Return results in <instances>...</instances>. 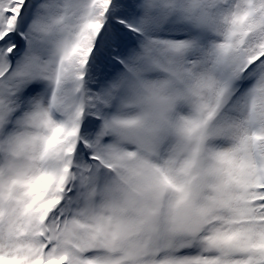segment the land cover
Wrapping results in <instances>:
<instances>
[{"label":"snow or ice","instance_id":"6c2138e0","mask_svg":"<svg viewBox=\"0 0 264 264\" xmlns=\"http://www.w3.org/2000/svg\"><path fill=\"white\" fill-rule=\"evenodd\" d=\"M0 264H264V0H0Z\"/></svg>","mask_w":264,"mask_h":264}]
</instances>
